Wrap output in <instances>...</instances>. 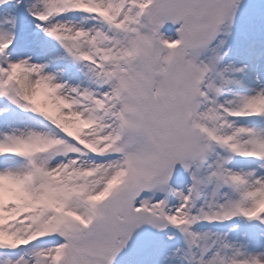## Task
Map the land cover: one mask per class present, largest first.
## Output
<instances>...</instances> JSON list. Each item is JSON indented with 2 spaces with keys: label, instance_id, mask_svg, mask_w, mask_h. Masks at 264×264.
<instances>
[{
  "label": "snow or ice",
  "instance_id": "snow-or-ice-1",
  "mask_svg": "<svg viewBox=\"0 0 264 264\" xmlns=\"http://www.w3.org/2000/svg\"><path fill=\"white\" fill-rule=\"evenodd\" d=\"M0 264H264V0H0Z\"/></svg>",
  "mask_w": 264,
  "mask_h": 264
}]
</instances>
